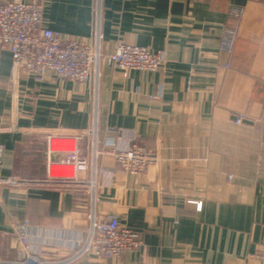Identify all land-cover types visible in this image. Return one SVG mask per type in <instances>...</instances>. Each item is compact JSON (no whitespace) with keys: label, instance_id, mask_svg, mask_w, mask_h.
<instances>
[{"label":"crops","instance_id":"obj_1","mask_svg":"<svg viewBox=\"0 0 264 264\" xmlns=\"http://www.w3.org/2000/svg\"><path fill=\"white\" fill-rule=\"evenodd\" d=\"M15 1L43 4L46 26L61 35L92 45L98 31L104 54L125 42L166 63L125 75L102 62L98 85L39 80L0 44V180L44 178L48 135L93 123L99 151L137 145L159 159L130 176L100 157L87 172L92 189L0 184V264L22 260L12 225L24 220L31 254L52 264H262L253 256L264 250V0L0 4ZM226 27L238 30L232 55L220 48ZM240 115L248 121L235 125ZM92 141L81 139L84 152ZM93 212L116 214L144 247L115 259L79 255Z\"/></svg>","mask_w":264,"mask_h":264},{"label":"built area","instance_id":"obj_2","mask_svg":"<svg viewBox=\"0 0 264 264\" xmlns=\"http://www.w3.org/2000/svg\"><path fill=\"white\" fill-rule=\"evenodd\" d=\"M44 9L43 4L30 2L15 1L0 4L1 46L11 53L17 68L39 80L51 75L62 80L77 83L91 81L98 85L102 62H107L125 75L131 71L157 72L166 63L163 53L125 42L119 43L114 52L104 54L100 50L101 36L98 31H96L95 43L92 45L76 37L61 35L46 26ZM231 12L238 18L243 15V9L240 7H232ZM237 38V28H224L220 43L221 50L232 55ZM188 84H191L190 79ZM163 94L164 88L160 84L154 97L162 98ZM245 121H248V118L244 115L234 119L235 125H241ZM260 121L264 122L262 119ZM95 136V123L83 132L49 134L46 176L29 182L9 178L0 180V184L30 183L46 188L87 187L92 189L95 183L87 177V172L100 157L113 159L130 176L143 175L147 173L150 165L159 162L154 153L137 145L120 150L115 144H110L99 151L94 141ZM84 137L93 138L87 148L90 152L82 150L80 142ZM55 141L61 143L56 149L53 148ZM1 155L2 147L0 146V157ZM80 173H86V177ZM229 179H232V176ZM196 206L201 208V204ZM89 221L88 235L79 255L91 254L96 257L115 259L144 247L142 235L123 226L116 214L97 215L93 212L89 215ZM28 227L29 223L26 220L12 225L14 237L22 247L23 253L22 260L17 264H52L31 254ZM253 258L264 264V250L258 251Z\"/></svg>","mask_w":264,"mask_h":264}]
</instances>
